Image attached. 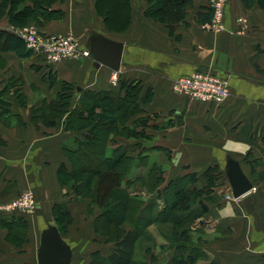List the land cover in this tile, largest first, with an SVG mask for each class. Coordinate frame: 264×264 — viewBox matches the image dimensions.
I'll use <instances>...</instances> for the list:
<instances>
[{"label":"crops","instance_id":"obj_1","mask_svg":"<svg viewBox=\"0 0 264 264\" xmlns=\"http://www.w3.org/2000/svg\"><path fill=\"white\" fill-rule=\"evenodd\" d=\"M27 4L33 7L31 1ZM148 7L147 0H100L99 5L98 0H57L52 11L58 16L39 26L45 34L74 35L83 49H90L96 35L124 44L119 81L138 82L142 87V112L132 116L128 126L147 135L118 138L109 144V154L120 147L135 158L124 186L129 180H139L136 185H140V178H147L157 166L163 171L160 191L182 177H187L192 191L204 190L208 186L205 173L219 168L222 177L216 188L202 196L207 213L186 226L191 244L202 254L194 263H187L264 264V10H247L242 0H230L226 29L217 32L205 28L211 20L203 22L202 18L209 12L202 1L193 0L186 21L177 24L172 35L164 23L147 16ZM109 13L112 27L106 21ZM0 31L15 33L7 16L0 20ZM198 71L227 79L229 98L222 104L202 103L173 91L176 79ZM114 73L98 64L93 55L45 65L33 55L20 57L9 42L0 41V91L8 88L5 100L11 102V114L0 117V204L29 189L39 200L33 216L0 215V264H38L41 232L47 223L55 224L50 217L61 204L73 217L61 234L72 248L71 264H92L95 252L103 257L113 254L115 244L100 234L95 247L91 246L92 232L96 233L92 223L99 214L90 215L91 199L82 200L59 178L63 166L71 167L64 148H76V140L84 133L67 131L64 126L36 125L32 118L34 109L56 98L63 81L75 85L80 93H121L120 84L111 85ZM17 90L23 95L20 100ZM229 158L240 163L254 187L241 198L226 197L231 194ZM190 175L197 178L191 180ZM198 205L196 202L194 210ZM166 207L155 193L144 199L143 218L151 222L137 244L136 264H174L176 247L171 236L165 234L163 241L155 236L161 230L156 219ZM17 217L27 221L24 244L10 240L13 230L4 223ZM125 228L133 229L131 225ZM83 233L90 242L79 237ZM159 253L166 257L159 258ZM84 256L87 260L81 262Z\"/></svg>","mask_w":264,"mask_h":264},{"label":"trees","instance_id":"obj_2","mask_svg":"<svg viewBox=\"0 0 264 264\" xmlns=\"http://www.w3.org/2000/svg\"><path fill=\"white\" fill-rule=\"evenodd\" d=\"M30 1L33 7L27 4L28 0H0V20L7 16L9 24L17 30L29 26L31 22L43 25L44 21L58 16L57 12L52 11V5L57 0ZM99 2L100 0L98 5ZM147 2L149 5L147 16L164 23L172 35L177 24L186 21L188 7L193 4V0H147ZM242 3L247 10L256 7L264 10V0H242ZM110 14L106 15V21L112 27ZM208 15L207 18H202L203 22L211 20V13L209 12ZM4 40L9 42L10 49L20 57L27 58L33 55L26 48L24 40L14 32L0 31V41ZM119 84L121 93L92 90L80 93L75 85L63 81L60 83V91L56 98L51 102H45L33 111L32 122L36 125L43 123L55 128L64 126L67 131L84 133L82 138L76 140V148H64L71 167L63 166L59 178L61 183L70 185L78 196L90 198L91 204L101 206H97L99 214L96 218L105 217L111 225L112 230L109 234L114 237V240L109 239L107 242L115 244L114 252L109 257H103L100 252L93 253L92 264H136L134 256L137 244L142 239L144 227L151 222L150 220L146 222L143 218L144 201H139L140 199L133 197L127 191V188L136 186L139 180H129L125 186L123 185L135 163V158L124 153L120 147L114 149L111 154L108 153L109 144L117 141L118 138H147L144 132H139L136 127L128 126L130 118L142 112L141 84L134 81H119ZM8 92V88L0 91L1 118L5 114H11V102L5 100ZM15 95L18 100L23 98L19 90L15 91ZM17 118L22 121L20 116ZM87 160L94 161L93 170L89 171L87 167H82L81 164ZM205 177L208 186L204 190L193 191L187 185V177L173 180L160 191L163 171L157 166L149 171L147 178L142 180L140 178V185L149 186L150 190L160 195L167 204L156 220L161 222L162 214L167 213L165 222L171 223L175 231L173 235L177 239L170 238L176 247L174 264H188L187 261L194 263L202 257L201 250L191 244L186 226L207 213L208 208L202 196L213 192L222 173L218 167H213L205 173ZM188 178L194 180L197 176L190 175ZM196 202L199 203V208L194 210ZM55 211V225L60 234L65 233L73 217L67 207L62 204L57 205ZM95 211H91L90 207V215L93 216ZM150 211L151 209H148V212ZM172 213L175 214L172 215ZM4 223L11 228V231L15 226L16 229L21 228L25 235L27 221L23 217L14 218L11 223ZM126 225H131L133 229L127 230ZM94 228L102 236H109L99 230L97 223ZM15 235L17 236L16 233Z\"/></svg>","mask_w":264,"mask_h":264},{"label":"built area","instance_id":"obj_3","mask_svg":"<svg viewBox=\"0 0 264 264\" xmlns=\"http://www.w3.org/2000/svg\"><path fill=\"white\" fill-rule=\"evenodd\" d=\"M211 13V21L205 28L212 31H224L226 9L230 0H200ZM242 22V19H239ZM15 34L24 40L26 48L43 58L48 65H57L66 60H78L83 57L90 58V49H83L79 40L72 34H40L38 28L29 25L23 29L15 30ZM119 77L117 72L111 77V85L117 86ZM173 91L184 95L192 101L202 103L222 104L230 96L229 81L206 72H194L183 76L173 82ZM254 190V188H253ZM232 199V193L226 196ZM39 209V200L33 190L22 192L17 200L0 206V215L24 213L34 215Z\"/></svg>","mask_w":264,"mask_h":264},{"label":"water","instance_id":"obj_4","mask_svg":"<svg viewBox=\"0 0 264 264\" xmlns=\"http://www.w3.org/2000/svg\"><path fill=\"white\" fill-rule=\"evenodd\" d=\"M90 51L98 64L105 65L118 72L121 68L124 44L110 40L103 35L92 37ZM228 186L234 198H241L253 190V185L242 172L240 163L228 159ZM73 252L63 239L58 227L47 223L41 232L38 249V264H71Z\"/></svg>","mask_w":264,"mask_h":264},{"label":"rangeland","instance_id":"obj_5","mask_svg":"<svg viewBox=\"0 0 264 264\" xmlns=\"http://www.w3.org/2000/svg\"><path fill=\"white\" fill-rule=\"evenodd\" d=\"M30 0H28V2H29ZM23 6H21V8H22ZM2 20V19H1ZM30 25H34V26H36L37 28H38V30H39V32H40V34H42V35H48V34H45V33H43L42 31H41V29H40V26H39V24L38 23H31ZM33 57H35L39 62H42V63H44L45 65H48V63L45 61V60H43V58L42 57H40V56H37V55H33ZM119 84V83H118ZM94 161L93 160H87V162H85V163H83V164H81L82 165V167H87L88 169L87 170H93V168L95 167L94 166ZM91 182H92V179H91ZM161 187V186H160ZM124 189H126V187H123ZM29 190H32V189H29ZM27 191V190H26ZM127 191H129L130 192V195H132L133 197H136V198H138V199H140L139 201H144V199H146V196H148L149 194H152V193H154L152 190H150V187L149 186H143V185H136V186H133V187H129V188H127ZM33 192H34V195L36 196V198L38 199V196H37V193L33 190ZM169 193V192H168ZM77 194V193H76ZM78 196V195H77ZM18 198V197H17ZM17 198L16 199H14V200H12V201H10V202H6V203H1L0 204V206H2V205H7V204H9V203H11V202H14L15 200H17ZM82 200H83V198H82ZM89 205H90V207H91V211H95V213L97 212V211H99V208L98 207H101V206H94L93 204H91V202L89 203ZM90 209V208H89ZM152 211V210H151ZM55 209L53 210V213H52V217H50V219L51 220H55L56 219V215H55ZM36 214V213H35ZM34 214V215H35ZM33 216V215H32ZM167 216V213H163L162 214V217H161V222H160V225H158L159 226V228L161 229V230H159V231H157V233L155 234V236L158 238V240H160V241H163V239L161 238L162 236L163 237H165V234H166V236H171V238L172 237H174L175 239H177V237L176 236H174L173 234L175 233V231H174V229H173V227H171L167 222H165L166 221V219L165 218H167L166 217ZM77 223H79V220H78V222ZM96 223H97V226L99 227V230L100 231H103V232H105L106 234H108L109 236H107V237H105V236H103L104 238H106V240H114L113 238L114 237H112V235H110L109 233H111V231L110 230H112V228H111V225L109 224V222L106 220V218L105 217H100V218H96L95 219V221H94V223H92V226L93 227H95L96 226ZM159 224V223H158ZM94 230H95V228H94ZM13 233H16L17 234V236L15 237V236H13V238L12 237H10V240L12 239V240H14V242H16V243H18V244H21L23 241H25L26 242V240H25V235L23 234V232H22V230H21V228H18V229H16V230H13L12 231ZM96 232V231H95ZM101 235V234H100ZM100 235H99V233L98 232H96V233H94V232H92V248H94L95 247V243H97V242H95V239L96 238H99L100 239ZM88 234L87 233H83V234H81L79 237L80 238H82V240H84V237H86L85 238V241H87V243L88 242H90V239H88ZM102 236V235H101ZM109 237V238H108ZM24 242V243H25ZM23 243V244H24ZM88 245V244H87ZM143 245H141V247H142ZM89 247V246H88ZM167 247H169V246H166V248ZM159 255V258L161 257L162 259H164L166 256L165 255H163L162 253L160 254H158ZM81 258V257H80ZM87 257L86 256H84V257H82L81 258V262L83 261V259H85V261L87 260L86 259Z\"/></svg>","mask_w":264,"mask_h":264},{"label":"bare ground","instance_id":"obj_6","mask_svg":"<svg viewBox=\"0 0 264 264\" xmlns=\"http://www.w3.org/2000/svg\"><path fill=\"white\" fill-rule=\"evenodd\" d=\"M121 27H122V25H121ZM121 27H120V28H121ZM114 28H115V27H114Z\"/></svg>","mask_w":264,"mask_h":264}]
</instances>
